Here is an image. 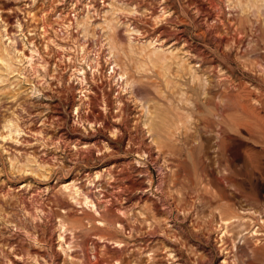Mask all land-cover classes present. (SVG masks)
I'll return each mask as SVG.
<instances>
[{"label": "rangeland", "instance_id": "rangeland-1", "mask_svg": "<svg viewBox=\"0 0 264 264\" xmlns=\"http://www.w3.org/2000/svg\"><path fill=\"white\" fill-rule=\"evenodd\" d=\"M263 28L264 0H0V264L264 253Z\"/></svg>", "mask_w": 264, "mask_h": 264}, {"label": "bare ground", "instance_id": "bare-ground-1", "mask_svg": "<svg viewBox=\"0 0 264 264\" xmlns=\"http://www.w3.org/2000/svg\"><path fill=\"white\" fill-rule=\"evenodd\" d=\"M212 2L215 3V0H212ZM253 23H255V22H253ZM262 31L263 32L261 34V37H262V41L264 42V28ZM263 47H264V45H263ZM211 103H213L212 100H211ZM248 107H250V105H247L246 102H242L241 100H239L238 97L235 96L233 93L228 92V93L221 94V101H220V103H215V110L214 111H217V112L221 111L222 113H226L229 110H230L229 112H231V111L237 109V110H243L244 112H246L247 109L249 110ZM216 115H218V114H216ZM228 117H230V113L228 114V116H225V119H227ZM210 122L212 124L215 123L214 120L210 121ZM227 133H228L227 130L221 127L222 136L217 135L215 137L216 146H217V150H218V155H217L218 158L216 159V162H215L218 165L216 168V171H217V175L219 176L220 181L232 182L233 186H237L238 185L237 179L235 178V174H234V170H233V167L235 166V162H237V158L235 157V155L233 153V147H234V144H236L235 142L241 141V140H228L230 138V136ZM196 148L200 152L201 148H202L201 143ZM202 159H203V157H202ZM82 192H83V195L85 196L86 203L87 204H89V203L93 204L95 206L96 210L98 211L100 209V203L96 200L94 195L85 189H83ZM97 246H98V244L96 243L94 249L97 250ZM89 251H90L89 245H88V243H86L85 248H84L85 264H101L102 260L100 261L99 259L96 263L91 262ZM252 253H253V257L249 261L248 264H261V263H258V261L264 259L263 258L264 257L263 251H261V249H259V248H253ZM13 264H17V263L13 262Z\"/></svg>", "mask_w": 264, "mask_h": 264}]
</instances>
